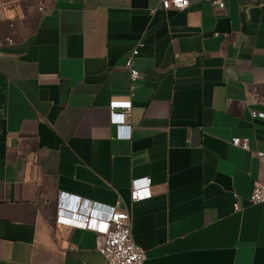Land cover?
Returning <instances> with one entry per match:
<instances>
[{"label":"crops","instance_id":"crops-1","mask_svg":"<svg viewBox=\"0 0 264 264\" xmlns=\"http://www.w3.org/2000/svg\"><path fill=\"white\" fill-rule=\"evenodd\" d=\"M113 99L132 102L129 140ZM250 110L264 111V0H0V264H104L93 232L56 223L61 193L130 213L143 264H264ZM141 178L152 195L133 203Z\"/></svg>","mask_w":264,"mask_h":264},{"label":"built area","instance_id":"built-area-1","mask_svg":"<svg viewBox=\"0 0 264 264\" xmlns=\"http://www.w3.org/2000/svg\"><path fill=\"white\" fill-rule=\"evenodd\" d=\"M217 9L224 8V0H204ZM164 10L183 11L189 7V0H161ZM41 11L42 8H39ZM11 43V39H6ZM140 44L134 47L130 57L125 62L130 79V96L134 89V83L140 74L134 66V59L138 55ZM110 124L116 127V138L129 140L130 118L132 113V102L130 99H113L108 103ZM252 120H263L264 111H249ZM231 144L244 151H249V140L247 138H233ZM255 157L261 162L264 170V152L256 151ZM151 180L149 178L134 179L131 182V201L137 203L151 197ZM251 204L264 203V182L256 183L249 195ZM234 210H239L234 205ZM55 221L58 225L74 229L91 231L97 238V252L104 258V264H143L144 251L136 245L132 237V220L130 213L115 206H106L81 200L77 197L59 194Z\"/></svg>","mask_w":264,"mask_h":264}]
</instances>
